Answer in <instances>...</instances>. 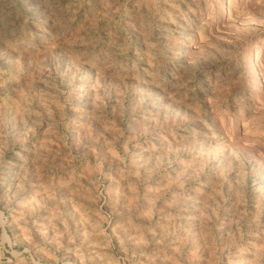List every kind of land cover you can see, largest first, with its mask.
<instances>
[{"label":"rangeland","instance_id":"374dc122","mask_svg":"<svg viewBox=\"0 0 264 264\" xmlns=\"http://www.w3.org/2000/svg\"><path fill=\"white\" fill-rule=\"evenodd\" d=\"M0 264H264V0H0Z\"/></svg>","mask_w":264,"mask_h":264}]
</instances>
